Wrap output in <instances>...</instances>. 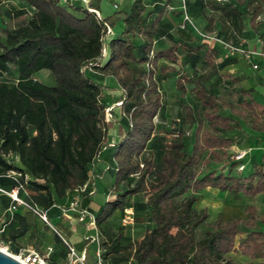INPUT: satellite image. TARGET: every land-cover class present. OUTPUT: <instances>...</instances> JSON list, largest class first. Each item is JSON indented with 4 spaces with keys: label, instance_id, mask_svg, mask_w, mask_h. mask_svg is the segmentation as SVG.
<instances>
[{
    "label": "trees",
    "instance_id": "16d2710c",
    "mask_svg": "<svg viewBox=\"0 0 264 264\" xmlns=\"http://www.w3.org/2000/svg\"><path fill=\"white\" fill-rule=\"evenodd\" d=\"M17 1L20 7L5 14L9 19L26 17V22L4 29L5 39L0 40V193L24 183L26 175L24 191L33 193L36 205L67 208L74 197L89 195L94 188L89 178L93 163L109 153L114 198L94 215L104 264H123L125 257L132 264H233L229 254L236 250L241 226L264 225V210L258 215L254 206L246 205V221L217 218L197 240L196 230L208 214L194 209L199 200L195 193L208 188L233 196L264 195V164L254 163L247 175L232 174L237 163L229 153L241 134L264 132V106L253 98L254 88L238 91L234 104L211 93L199 76L178 78L181 94L183 81L192 85L198 111L187 107L186 112L195 127L191 135L181 126L173 131L164 140L157 163L153 154H143L155 140L154 120L162 106L159 81L168 76L167 67L159 62L175 64L183 52L191 67L199 62L211 67L219 46L200 39V44L181 41V46L174 41L154 50L159 36L171 38L161 19L175 0H133L127 12L104 20L109 26L122 21L123 31L109 38L106 58L92 66L101 57L105 33L94 13L73 1ZM189 1L183 0L182 9L174 13L180 16L182 33L192 29L183 21L184 14L190 17ZM193 4L201 10L209 6L238 27L239 13L229 4L209 5L204 0ZM263 10L264 0H259L252 25ZM42 70L50 73L52 85L34 79ZM107 82L119 92L114 99L104 91ZM119 102L113 121L106 120L105 110ZM238 118L247 119V124ZM113 122L118 139L107 142ZM224 162L229 163L227 172L199 170L201 165ZM8 173L20 177L13 180ZM125 208L133 210L132 227L121 226ZM134 226L143 229L142 236L130 240L126 234ZM240 240L242 255L264 259V231L251 230Z\"/></svg>",
    "mask_w": 264,
    "mask_h": 264
},
{
    "label": "rangeland",
    "instance_id": "374dc122",
    "mask_svg": "<svg viewBox=\"0 0 264 264\" xmlns=\"http://www.w3.org/2000/svg\"><path fill=\"white\" fill-rule=\"evenodd\" d=\"M3 1L4 2L0 5L1 41H4L5 39L4 29L17 28L24 25L26 22V17L9 19L5 14L8 9L20 7L17 0ZM195 1L196 0H190V7L189 9L186 8V10L190 17H192L191 19L188 16L192 20L197 31L207 35H215L222 40L225 39L234 43H238L240 40H242L241 38L245 37L246 42L244 43V46H246V48L248 47L247 49L251 50H253L254 48L252 45L257 40V37L261 33H263L262 35L264 36V10L258 16L254 25H252L250 21L253 9L254 7H256L259 0H204L206 1V3H209V5L211 4L222 6L223 4H229L233 9H236L240 16L238 27H233L232 25L228 24L224 19H222L221 15L218 12L208 8L209 6L207 7V9L201 10L197 4H193ZM79 2L85 8V3H82L81 0ZM182 5V0H175V3L172 4L170 8H166L164 10V15L161 19V25L163 29L167 30L171 38L165 35L159 36L153 43L154 50L168 48L172 45V43H174V41L179 42V45H181V41H185L190 44L201 43V38L198 36L195 30L191 29L183 33L178 30L180 16L174 15V13H178L182 9ZM111 11L113 12V10ZM118 22H120V25L123 26L122 21ZM116 24L111 26L113 34L115 36L116 33L119 32ZM262 42L264 49V38L262 39ZM221 55V57L216 58V63L213 67L205 66L201 62L191 67L188 61H185L183 52L178 53L177 62L175 64L162 60L159 62V65H164L167 67L168 71L166 73V76H168L159 81V92L161 95L162 106L160 110V116L155 119V124L157 127L154 134L155 140L147 146L143 157H147L150 154H153L155 161L158 163L161 161V156L164 151V140L170 138L173 131L181 126L187 131L188 135H191V133L193 132L195 125L192 120L188 118L186 108L193 107L195 112H197V103L191 91V84H188L184 81L182 82L185 87L184 94H181L177 90L176 86L178 78H193L199 76L202 79L205 87L211 93L216 94L221 99L237 104V92L245 87V85L241 83L237 84V82H235L236 79L243 78L240 72L235 71L238 68L239 59H243V57L238 55L226 57V53L222 49ZM252 73H250V71H247V74L252 75ZM34 79L46 85H52L54 83L52 76L46 70L37 72L36 75H34ZM105 84L108 86H106L107 88L104 90L105 93L113 97L118 95L119 92L113 89L109 82ZM252 87L254 88L253 98H255L256 101L264 106V87H260L258 85ZM249 119L251 118L249 117L248 120ZM237 120L241 124H247L248 122L247 119L241 120L238 118ZM246 138L247 137L245 134H241L236 138L234 147L232 146L229 150L232 161H234V155H236L238 151H241V146H243L244 140H246ZM244 164H246L244 171L239 172L236 169V165V168H233L232 170V174L242 173L243 175H247L248 173H250L253 169L254 164L251 161L247 162V160L244 161ZM208 169H212L218 172H227L229 169V163H211L209 166L201 165L199 168L201 173L207 171ZM107 189H109L110 191L111 187H108ZM195 195L199 197V200L195 203L194 209L197 212L206 210L208 214L206 222L203 225L199 226L196 230L197 240L204 236L206 230L209 229V227L215 222L217 218H221L223 221L230 218H240L242 221H246L248 219V216L244 213L246 205L254 206L258 215H260L264 210V195H259L253 198L244 197L241 195L233 196L208 188L195 193ZM139 197L142 198L143 196L139 195ZM181 199H179L178 201H180ZM240 229L241 234L238 236V240L235 245L236 250L229 254L232 263H264V259H251L247 256L242 255L238 250V244L241 241L240 239L245 238L247 236V233L251 230L264 231V225L258 223L252 229H247L242 225ZM141 235L142 230H138L134 232L133 235H131L130 232L127 233L126 237H129L130 240H137L139 237H141ZM252 245L256 248V243L252 242ZM123 259V264H132L129 257H125Z\"/></svg>",
    "mask_w": 264,
    "mask_h": 264
},
{
    "label": "crops",
    "instance_id": "0c3cea01",
    "mask_svg": "<svg viewBox=\"0 0 264 264\" xmlns=\"http://www.w3.org/2000/svg\"><path fill=\"white\" fill-rule=\"evenodd\" d=\"M72 1L76 6H82L79 2L80 0ZM132 1L133 0H87V5L89 8L98 11L103 19H107L115 13L127 12ZM111 10H113V12ZM116 26L119 29L116 35H120L123 31V26L120 25V22H118ZM263 38L264 36L253 43V50H264ZM221 56L220 49L216 58ZM215 63L216 62H214V64ZM253 63L257 64L256 69H253ZM237 71L240 72L243 78L236 79L235 82L245 85L241 90L249 89L250 86L255 85L264 87V58L254 57L252 63L247 62L244 58L239 59L238 68L235 72ZM247 71H250V73L253 72L252 75L247 74ZM109 96L113 99L117 97V95L115 97ZM108 134L107 142H114L118 139L117 125L115 122H113V128L109 130ZM246 137L248 139L246 138V140H244V144L241 146L240 150L247 151V162L251 161L253 164H264V132H252ZM109 158V153H104L99 160L93 163L89 178L95 192L93 195L80 197V207L87 209L93 216L106 201L114 198V192L107 189L112 186L114 177V174L108 171ZM6 177L15 180L18 178V175L16 173H8ZM1 184L5 185V183ZM4 194L0 193V243L7 247L11 254H17L22 250L33 251L45 256L51 264H67L68 255L65 248L67 245L63 240L80 252L85 247L84 238L89 235L98 234L97 229L89 230L87 228V221L84 223L79 222L77 215L73 213H62V208L57 205L51 207L37 205L45 213L47 222L41 220L37 215L25 207H18L13 214H10L8 212L10 201L8 196ZM21 197L29 203H34L32 200V192L22 191ZM138 230H142L143 232L141 227L134 226L131 229V235ZM140 238L141 237L138 239ZM95 249V244H88V246H86V264L94 263Z\"/></svg>",
    "mask_w": 264,
    "mask_h": 264
},
{
    "label": "built area",
    "instance_id": "2783aa9c",
    "mask_svg": "<svg viewBox=\"0 0 264 264\" xmlns=\"http://www.w3.org/2000/svg\"><path fill=\"white\" fill-rule=\"evenodd\" d=\"M61 3H71L72 0H59ZM183 1V0H182ZM82 3H85V8L89 11L94 13L96 19L100 22L104 23V28H105V33L102 37V42H103V50L101 57L92 64V66L97 65L98 63H101L107 55V42L111 36H113L112 29L111 27L104 22L105 19L100 15V13L94 9H91L87 5V0H81ZM183 21L187 23L195 32H197L198 36L202 39L203 42L207 43L208 45H216L219 46L225 53L226 57H232L235 55L243 57L247 62L252 63V59L254 57H261L264 58V50H251L247 49L244 46V43L246 42L244 39L240 40L238 43H234L232 41H224L220 38H218L215 35H207L204 33H201L197 31L195 28L192 20L184 14ZM183 28V26L181 27ZM257 68V64L253 63V69ZM121 105V102L116 103L112 105L111 107L107 108L105 110V118L108 121H113V109L115 107H119ZM109 147H112V144L108 145ZM247 156V151H238L236 155H234V162L237 163V170L239 172L244 171L245 169V164L244 161L246 160ZM20 177V175H18ZM24 183L29 181L28 176H24ZM24 183L17 182V186L11 190L10 192H4L9 198H10V204L8 206V212L10 214H13L18 207H25L35 215H37L41 220L44 222H47V218L45 213L34 203H29L25 199L19 196L20 191H24ZM86 189V186H84L80 191L83 192ZM95 192V189L92 188L89 191V195H92ZM62 213H73L78 216V221L79 222H85L87 221V228L89 230H96L95 226V220L94 216L84 208L80 207V198L78 196L74 197L72 201L69 203V206L67 208H62L61 209ZM121 226L123 227H132L134 223V214L132 208H125L123 210V215L120 220ZM84 241L87 244H95L96 249H95V254H94V263L93 264H104L102 257H101V246H100V238L98 234L94 235H89L84 238ZM63 242L67 245V255H68V262L67 264H86V246L82 251L78 252L74 247L71 245H68L64 240ZM0 251L7 253L11 255L13 258L21 262L22 264H50L48 262V259L33 251H25L22 250L18 252L17 254H11L9 253L7 247L2 245L0 243Z\"/></svg>",
    "mask_w": 264,
    "mask_h": 264
},
{
    "label": "water",
    "instance_id": "95a60500",
    "mask_svg": "<svg viewBox=\"0 0 264 264\" xmlns=\"http://www.w3.org/2000/svg\"><path fill=\"white\" fill-rule=\"evenodd\" d=\"M0 264H22L11 255L0 251Z\"/></svg>",
    "mask_w": 264,
    "mask_h": 264
}]
</instances>
